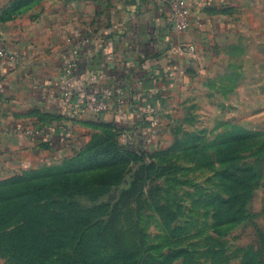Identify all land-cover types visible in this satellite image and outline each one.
Instances as JSON below:
<instances>
[{"label": "rangeland", "instance_id": "374dc122", "mask_svg": "<svg viewBox=\"0 0 264 264\" xmlns=\"http://www.w3.org/2000/svg\"><path fill=\"white\" fill-rule=\"evenodd\" d=\"M218 60L162 121L1 172L0 264H264V90Z\"/></svg>", "mask_w": 264, "mask_h": 264}, {"label": "crops", "instance_id": "0c3cea01", "mask_svg": "<svg viewBox=\"0 0 264 264\" xmlns=\"http://www.w3.org/2000/svg\"><path fill=\"white\" fill-rule=\"evenodd\" d=\"M172 1L0 0V38L17 57L0 59V173L66 154L95 122L162 121L207 60L234 59L264 90V0H187L191 23L178 35ZM101 99L108 112L82 111Z\"/></svg>", "mask_w": 264, "mask_h": 264}, {"label": "built area", "instance_id": "2783aa9c", "mask_svg": "<svg viewBox=\"0 0 264 264\" xmlns=\"http://www.w3.org/2000/svg\"><path fill=\"white\" fill-rule=\"evenodd\" d=\"M191 15L192 9L191 5L187 0H174L169 5V19L171 22L172 32L175 34H181L186 31L191 23ZM94 39L92 37L85 38L83 43L89 44ZM191 51H194L193 46H189ZM73 54L75 56V60L69 63V71L67 72V76L70 77L72 74V68L76 67V58L79 55V51L74 49ZM0 59L15 63L17 60L16 55L8 48L6 41L3 38H0ZM82 111H90L95 115H101L110 110L111 106L107 100H93L85 103L84 106L81 107ZM16 132L20 135L24 136H32V131L29 128L24 126L16 127ZM38 134V132H37Z\"/></svg>", "mask_w": 264, "mask_h": 264}, {"label": "trees", "instance_id": "16d2710c", "mask_svg": "<svg viewBox=\"0 0 264 264\" xmlns=\"http://www.w3.org/2000/svg\"><path fill=\"white\" fill-rule=\"evenodd\" d=\"M89 226H95V225L90 224Z\"/></svg>", "mask_w": 264, "mask_h": 264}]
</instances>
